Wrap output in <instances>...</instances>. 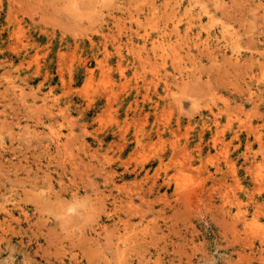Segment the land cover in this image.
Wrapping results in <instances>:
<instances>
[{"label": "rangeland", "instance_id": "obj_1", "mask_svg": "<svg viewBox=\"0 0 264 264\" xmlns=\"http://www.w3.org/2000/svg\"><path fill=\"white\" fill-rule=\"evenodd\" d=\"M0 264H264V0H0Z\"/></svg>", "mask_w": 264, "mask_h": 264}, {"label": "bare ground", "instance_id": "obj_2", "mask_svg": "<svg viewBox=\"0 0 264 264\" xmlns=\"http://www.w3.org/2000/svg\"><path fill=\"white\" fill-rule=\"evenodd\" d=\"M228 62H229V61H228ZM232 62H233V61H232ZM122 134H123V132H122ZM121 145H122V144H121ZM119 149H120V148H119ZM140 153H141V152H140ZM94 154H95V153H94ZM135 155H136V154H135ZM137 155H138V153H137ZM94 156H95V155H94ZM145 157H146V156H145ZM140 159H142V158H140ZM140 159H139V160H140ZM144 159H145V158H143V160H144ZM104 160H105V159H104ZM143 160H142V162H143ZM144 161H145V160H144ZM111 162H112V161H111ZM171 162H172V161H171ZM229 163H230V162H229ZM101 164H102V163H101ZM158 167H159V165H158ZM108 168H109V167H108ZM124 169H125V168H124ZM216 171H217V170H216ZM217 172H218V171H217ZM114 174H115V173H114ZM174 175H175V174H174ZM182 175H183V174H182ZM219 183H220V182H219ZM147 185H148V184H147ZM219 185H220V184H219ZM147 187H148V186H147ZM147 187H146V188H147ZM218 188H220V187H218ZM196 189H197V188H196ZM129 190H130V189H129ZM201 190H202V189H201ZM208 190H209V189H208ZM127 191H128V189H127ZM145 191H147V190H145ZM190 191H191V189H190ZM128 192H129V191H128ZM132 192H133V191H132ZM134 192H136V191H134ZM195 192H196V191H195ZM195 192L193 191V193H195ZM206 192H207V191H206ZM206 192H205V193H206ZM212 192H213V191H212ZM220 192H222V191H220ZM220 192H218V193H220ZM129 193H130V192H129ZM147 193H148V192H147ZM186 193H188V192H186ZM191 193H192V191H191L189 194H191ZM108 194H109V193H108ZM135 194H136V193H135ZM135 194H134V195H135ZM196 194H197V193H196ZM196 194H193V196H191V197L194 198V196H195ZM206 194H207V197H208V194H209V193L207 192ZM206 194H205V195H206ZM226 194H227V193H226ZM180 195H181V194H180ZM191 195H192V194H191ZM199 195H200V193L198 194V196H199ZM201 195H202V194H201ZM209 195H210V194H209ZM222 195H223V192H222V194L220 193V196H221V197H222ZM224 195H225V194H224ZM135 196H136V195H135ZM183 196H184V195H183ZM214 196H215V195H214ZM140 197H141V196H140ZM184 197H185V196H184ZM186 197H190V195H187ZM217 197H218V196H217ZM130 198H131V197H130ZM130 198H129V199H130ZM137 198H138V197H137ZM197 198H198V197H197ZM197 198L194 199V201L197 200ZM174 199H175V198H174ZM186 199H187V201L189 200L188 198H186ZM198 199H199V198H198ZM220 199H221V198H219L218 200H220ZM226 199H227V198H226ZM229 199H230V198H229ZM131 200H132V199H131ZM139 200H140V199H139ZM180 200H182V199H180ZM184 200H185V199H184ZM224 200H225V199H224ZM125 201H126V200H125ZM140 201H141V200H140ZM142 201H143V200H142ZM145 201H146V200H145ZM151 201H152V200H151ZM187 201H186V202H187ZM190 201H191V199H190ZM190 201H189V202H190ZM200 201H201V200H200ZM221 201H222V200H221ZM221 201H220V203H225L226 200L223 201V202H221ZM143 202H144V201H143ZM146 202H147V201H146ZM182 202H183V201H182ZM186 202H185V203H186ZM189 202H188V203H189ZM192 202H193V201H192ZM197 202H198V201H197ZM126 203H127V202H126ZM152 203H153V202H152ZM193 203L195 204V202H193ZM206 203H208V202H206ZM190 204H191V202H190ZM127 205H129V204H127ZM145 205H146V204H145ZM208 205H209V204H208ZM149 206H150V205H149ZM151 206H152V205H151ZM187 206H188V205H187ZM187 206H186V207H187ZM221 206H222V204H221ZM223 206H224V204H223ZM146 207H147V206H146ZM127 208H128V207H127ZM130 208H131V206H130ZM195 208H196V207H195ZM218 208H219V207H218ZM147 209H150V208H147ZM175 209H176V208H175ZM223 209H224V208H223ZM134 210H135V209H134ZM223 211H224V210H223ZM185 212H186V211H185ZM253 213H254V212H253ZM233 217H234V216H233ZM221 218H222V217H221ZM233 220H234V219H233ZM235 220H236V219H235Z\"/></svg>", "mask_w": 264, "mask_h": 264}, {"label": "clouds", "instance_id": "obj_3", "mask_svg": "<svg viewBox=\"0 0 264 264\" xmlns=\"http://www.w3.org/2000/svg\"><path fill=\"white\" fill-rule=\"evenodd\" d=\"M81 7L87 9L89 6H86V5H84V4H81Z\"/></svg>", "mask_w": 264, "mask_h": 264}]
</instances>
